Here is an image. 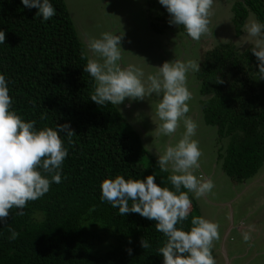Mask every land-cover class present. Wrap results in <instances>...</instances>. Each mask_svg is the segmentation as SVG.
<instances>
[{
  "label": "trees",
  "instance_id": "trees-1",
  "mask_svg": "<svg viewBox=\"0 0 264 264\" xmlns=\"http://www.w3.org/2000/svg\"><path fill=\"white\" fill-rule=\"evenodd\" d=\"M49 2L56 12L44 21L38 9L24 7L22 0H0V30L6 36L0 44V74L8 82L10 111L35 120L37 130L68 123L76 134L69 143L60 133L68 148L61 182L29 201L23 216L14 208L0 221V264H163L158 249L167 238L156 231V221L138 213L121 216L118 208L101 201V183L116 175L144 179L153 174L157 184L171 190V173L160 170L114 105L102 107L90 99L95 84L84 72L88 58L83 45L64 1ZM152 6L148 0L149 12ZM157 8L160 14L149 25L163 34L170 16L159 0ZM234 11L237 34L248 11L264 23V0H240ZM177 27L188 36L183 26ZM250 47L215 45L195 72L202 121L215 127L218 139L226 138L220 168L241 180L252 177L264 161V79H258ZM218 78L224 82L216 83ZM193 216L199 214L192 200L188 220L177 227L190 230ZM9 228L19 233L15 240L9 239ZM103 236L111 242L100 251L96 244ZM142 238L148 249L141 246Z\"/></svg>",
  "mask_w": 264,
  "mask_h": 264
},
{
  "label": "clouds",
  "instance_id": "clouds-1",
  "mask_svg": "<svg viewBox=\"0 0 264 264\" xmlns=\"http://www.w3.org/2000/svg\"><path fill=\"white\" fill-rule=\"evenodd\" d=\"M169 13L170 25L183 26L188 36L200 41L213 35L210 27L214 0H159ZM26 8L38 9L36 15L48 21L55 15V8L49 0H22ZM246 35L237 41L238 47L249 44L250 51L258 62V79H264V23L250 18L243 26ZM122 34L102 33L100 38L90 39L87 48L93 57L87 60L84 72L94 79V90L90 99L97 105L119 106L128 98L142 101L153 94L161 97L155 105L151 119L156 125L157 136H172L180 128L185 131L175 144L157 153V164L162 172L171 173L168 180L172 185L162 187L155 182V175L144 179H125L123 175L105 178L101 183V201H107L119 214L138 213L144 218L156 221V231L167 238L158 253L163 264H216L212 249L220 240L219 225L202 216L191 218L190 230L182 225L188 220L192 199L206 197L215 185L211 179L198 177L202 151L196 134L197 123L189 116V101L193 94L187 86L190 72L200 71V62H164L155 74H146L136 65L124 67L122 61ZM4 30H0V44L5 43ZM221 78L216 83H223ZM12 98L9 95L5 75L0 74V221H6L10 210L18 209L16 215L23 216V209L29 201L43 197L50 190L51 183L61 182L62 164L68 155L60 133L69 143L76 134L68 123L57 124L56 128L37 130L36 121H25L15 111H10ZM41 115V119H44ZM182 189H186L183 191ZM131 201V205L129 204ZM94 210V207L93 209ZM9 239L15 240L19 233L9 228ZM245 243L251 240L250 230L244 231ZM141 246L148 249V240H141ZM131 254V248L127 249Z\"/></svg>",
  "mask_w": 264,
  "mask_h": 264
},
{
  "label": "rangeland",
  "instance_id": "rangeland-1",
  "mask_svg": "<svg viewBox=\"0 0 264 264\" xmlns=\"http://www.w3.org/2000/svg\"><path fill=\"white\" fill-rule=\"evenodd\" d=\"M74 29L81 41L88 59L93 57L87 48L90 39L100 38L102 33L122 34V61L127 67L136 65L146 74H155L158 67L166 61L201 62L205 51L215 45L231 42L238 49L250 46L245 43L238 47L237 41L246 33L244 24L255 18L247 12L240 33L234 29V9L240 0H214L210 27L213 35L194 41L181 32L177 25H169L163 33L154 32L150 25L152 16L160 14L157 0L151 11L147 9L148 0H63ZM187 86L193 94L189 101V116L198 125L193 137L202 151L200 167L195 174L214 182V189L201 199L190 193L202 216L219 225L220 240L212 249L216 264H264V161L258 171L250 178L241 180L226 176L221 168V155L226 138L218 139L214 126L203 123L200 113L198 83L195 72H190ZM161 97L153 96L142 101H125L116 109L139 135L143 146L156 159L157 153H163L169 144H175L183 135L181 126L172 136H157L151 119L155 105ZM250 230L251 240L245 243L244 231ZM111 238L103 236L96 244L97 250L103 251Z\"/></svg>",
  "mask_w": 264,
  "mask_h": 264
},
{
  "label": "built area",
  "instance_id": "built-area-1",
  "mask_svg": "<svg viewBox=\"0 0 264 264\" xmlns=\"http://www.w3.org/2000/svg\"><path fill=\"white\" fill-rule=\"evenodd\" d=\"M197 176H198V177H202V175H201V174H198Z\"/></svg>",
  "mask_w": 264,
  "mask_h": 264
},
{
  "label": "crops",
  "instance_id": "crops-1",
  "mask_svg": "<svg viewBox=\"0 0 264 264\" xmlns=\"http://www.w3.org/2000/svg\"><path fill=\"white\" fill-rule=\"evenodd\" d=\"M261 167V166H260ZM258 171V170H257ZM226 264H227V262H226Z\"/></svg>",
  "mask_w": 264,
  "mask_h": 264
}]
</instances>
